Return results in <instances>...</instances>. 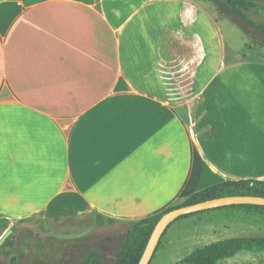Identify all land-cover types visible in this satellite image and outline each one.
Masks as SVG:
<instances>
[{
	"label": "crops",
	"instance_id": "0c3cea01",
	"mask_svg": "<svg viewBox=\"0 0 264 264\" xmlns=\"http://www.w3.org/2000/svg\"><path fill=\"white\" fill-rule=\"evenodd\" d=\"M200 0H0V219L137 222L264 181V60Z\"/></svg>",
	"mask_w": 264,
	"mask_h": 264
},
{
	"label": "rangeland",
	"instance_id": "374dc122",
	"mask_svg": "<svg viewBox=\"0 0 264 264\" xmlns=\"http://www.w3.org/2000/svg\"><path fill=\"white\" fill-rule=\"evenodd\" d=\"M220 21L228 56L235 59L264 60V47L237 26L220 6L233 2L253 24L264 27V0H200ZM232 7V6H231ZM179 204V203H178ZM228 210L193 215L167 229L151 264H194L197 251L234 238L264 239V225L233 221ZM132 222L83 214L54 223L41 216L10 221L0 238L11 246H0V264H82L91 251L101 254L99 264H116ZM3 241V240H2ZM218 264H264V250L240 251Z\"/></svg>",
	"mask_w": 264,
	"mask_h": 264
},
{
	"label": "trees",
	"instance_id": "16d2710c",
	"mask_svg": "<svg viewBox=\"0 0 264 264\" xmlns=\"http://www.w3.org/2000/svg\"><path fill=\"white\" fill-rule=\"evenodd\" d=\"M230 6L240 12L246 19H248L242 12L243 7H237V5H235L233 2L230 3ZM260 28L264 29V27ZM256 42L264 47L263 43L259 41ZM227 196L264 197V181L249 179L241 181H229L219 185H215L191 195L186 201L181 204L172 206L161 213L134 222L132 228L128 231L126 235L123 248L117 257L116 264H139L156 224L161 219V217L167 212L176 208ZM224 209L228 210V215L233 217L232 219H234L233 221L235 222L237 221L239 223L246 224L252 223L255 226L264 225V206L234 205L181 216L177 218L171 224V226L174 223L190 218L193 215L204 214L211 211H219ZM8 225V220L0 219V231L2 233L6 231ZM166 232L164 233L163 237L165 236ZM162 239L157 250L161 246ZM0 246L3 248H8L9 246H11V241H9V238H4L3 241L0 242ZM258 249L264 250V239L234 238L228 241L211 244L203 249L198 250L196 255L192 257V263L218 264V261L220 259L232 258L240 251L249 252ZM100 261L101 254L97 251H91L86 254L82 264H99Z\"/></svg>",
	"mask_w": 264,
	"mask_h": 264
},
{
	"label": "water",
	"instance_id": "95a60500",
	"mask_svg": "<svg viewBox=\"0 0 264 264\" xmlns=\"http://www.w3.org/2000/svg\"><path fill=\"white\" fill-rule=\"evenodd\" d=\"M220 8L224 14H226V16H228V18H230V20L239 26L248 36L264 44V29L250 22L240 12L231 6H225L223 4L220 6ZM234 205L264 206V197L227 196L176 208L167 212L156 224L139 264H151L164 233L170 224H172L177 218L188 214ZM5 235L6 233H4V235L0 238V242L4 239Z\"/></svg>",
	"mask_w": 264,
	"mask_h": 264
}]
</instances>
